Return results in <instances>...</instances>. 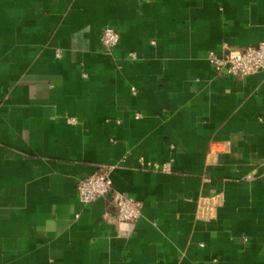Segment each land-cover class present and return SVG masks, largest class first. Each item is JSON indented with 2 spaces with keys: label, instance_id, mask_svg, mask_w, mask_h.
Wrapping results in <instances>:
<instances>
[{
  "label": "crops",
  "instance_id": "crops-1",
  "mask_svg": "<svg viewBox=\"0 0 264 264\" xmlns=\"http://www.w3.org/2000/svg\"><path fill=\"white\" fill-rule=\"evenodd\" d=\"M262 40L264 0H0V264H264V68L207 59Z\"/></svg>",
  "mask_w": 264,
  "mask_h": 264
},
{
  "label": "built area",
  "instance_id": "built-area-1",
  "mask_svg": "<svg viewBox=\"0 0 264 264\" xmlns=\"http://www.w3.org/2000/svg\"><path fill=\"white\" fill-rule=\"evenodd\" d=\"M120 41L119 31L110 25L103 28L101 43L103 48L110 52ZM207 59L219 75H231L244 78L257 73L264 68V40L257 45L243 49H228L225 55H219L215 50H209ZM136 117H140L136 114ZM70 122H76L74 118ZM142 167L153 170H168V166L158 162L139 159ZM118 164H101L90 174L81 178L77 184L78 198L84 204H89L101 197L111 196V202L117 209L118 219L121 222H135L142 213V202L134 197L127 196L116 189L112 178L113 170Z\"/></svg>",
  "mask_w": 264,
  "mask_h": 264
}]
</instances>
